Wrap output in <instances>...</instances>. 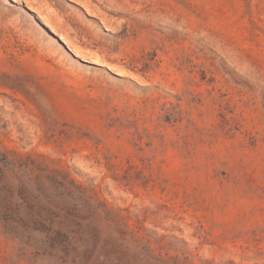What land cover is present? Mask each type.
<instances>
[{"label":"rangeland","instance_id":"374dc122","mask_svg":"<svg viewBox=\"0 0 264 264\" xmlns=\"http://www.w3.org/2000/svg\"><path fill=\"white\" fill-rule=\"evenodd\" d=\"M0 264H264V0H0Z\"/></svg>","mask_w":264,"mask_h":264}]
</instances>
